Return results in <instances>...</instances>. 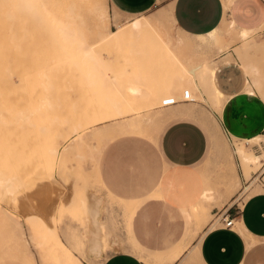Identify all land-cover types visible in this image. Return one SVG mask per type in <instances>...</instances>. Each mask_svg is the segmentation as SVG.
Segmentation results:
<instances>
[{
  "label": "rangeland",
  "instance_id": "rangeland-1",
  "mask_svg": "<svg viewBox=\"0 0 264 264\" xmlns=\"http://www.w3.org/2000/svg\"><path fill=\"white\" fill-rule=\"evenodd\" d=\"M6 2L7 0H5V3ZM162 2L163 1H161V3ZM0 3H1L0 9L3 6L2 10H0V39H1L0 42L4 40L3 43H0V46L2 47V48L0 47V54H1L0 84L2 85L5 84V88H6L5 92L8 91L7 92L8 94L5 93V95L7 99H9L10 97H12V95L10 96V94L13 92L7 86L9 85L8 81L10 80V78L16 79L17 77L16 75H20V73H21V76L23 77L31 78L34 90L38 91L37 88H40L38 70L41 67H43L45 64L47 63L49 64L50 58L52 56V44H51V40L49 38H46V33L43 30V28L41 30L40 28L36 30L31 29L33 33L31 32L30 29H24V27L25 26L27 27V24L29 25L30 23L24 20L23 12H20V11L17 12V14L19 13V15L21 13L19 18L16 16V12L13 15H10L6 11L9 5L6 6L7 4L4 3V0H0ZM161 3H158L155 7H153L150 10V13L155 14V13L161 12V10L157 8ZM3 14H5L6 16ZM13 16L16 17L15 19L18 18L17 19L18 24H19L18 26L15 25L14 23L12 24L13 21L17 22V20H14V18H12ZM132 16L134 15L126 16L125 19L123 21L120 20V22H117L111 19L109 23V27H111V29H113L114 31H117L118 29L123 28L124 26H127V24L128 26H131V24H134L135 21H139L143 19L142 16H134L133 18H130ZM6 19H9V21H7ZM20 24L22 25V27H20L19 29V26H21ZM6 26L8 27V29ZM174 26H175L174 22H172L168 18H165L162 29L164 31L166 30L167 32H170L171 35H173L178 40H188L189 38L193 39V37H191L187 33L180 31L178 28L175 29ZM4 27H6L5 31H4ZM152 28H153L152 26H149V28H146L142 31L135 33L134 36L127 37L114 44L100 45L99 42H96V49L97 50L100 49L99 50L100 52L102 49L101 57L104 62L103 64L108 66L109 73L110 75L112 74V77H113L112 81L116 82L117 90L119 92L122 91V94L120 93V95L124 96V98L127 97L126 99H129V101L135 95L133 97L135 99L131 100V102H133L136 105H142L146 107L150 104L155 103V105L157 106H164L163 102L165 100L169 99L170 97L178 98L177 96L182 95L183 89L188 88L191 95L194 96L195 99L198 100L199 102L180 101L179 103H182L180 105L177 102V106L176 105L170 106L169 108L170 111L168 109V113H170L169 115L160 114L156 118H154L155 120H152L150 122V127H148L149 130L146 135L145 134H133V135L148 137L153 143H155L154 139H155L157 132L159 131L163 123L169 118H172L174 116L181 115V114L187 115V116H198L204 122H206L209 126L212 127V128L210 127L211 128L210 130L211 138H212V148L209 151L207 150L204 160L207 162L206 163L207 165L213 164L217 168V174H216V178L218 180L217 184H221L224 181L223 176L225 177V175H223V173L225 171V168L227 171V172L225 171V173L227 175L228 171H230V168L233 167L239 178V175L237 173L235 156L239 162V165H240V168H241V171L243 173L245 180H248L252 176L253 172H256L258 168L262 165L264 161V150H261L260 152H255L252 146L248 148L244 144L245 139H237V138H234V147H232L231 143L228 141L225 134L222 132V135H221L219 126L215 118L211 115V112L205 108L206 106V107H209L210 109H213L219 112L222 108L223 103L226 100V97L222 95V93L220 92V90L214 83L215 69L213 68L216 61L219 60L218 57L223 56L225 53L221 52L219 54H215V51H214L215 49L211 48L207 50L206 53L199 54V57L203 60H204V57L206 59L208 58L205 61L206 64L204 63L200 67L199 66L197 68L195 67L194 71L190 70L191 63H192V59H191L192 56L188 52L184 51V49L181 50V48L180 49L175 48L174 46L170 45L165 39L163 33L161 34L162 36L157 33V32L161 33L162 29L154 27L155 28V31H154V28L153 29ZM15 29H17V31ZM262 29H264V27L259 28L258 30L254 31L253 32L254 34L252 33L250 36L252 38H255L259 42H263L264 36L260 37ZM10 30L12 31L11 33H10ZM24 30L26 32H24ZM3 31H4V38L2 39ZM15 31L17 33L16 36H15L16 34ZM12 33L14 34L15 37H11L8 35V34L12 35ZM35 34H38L37 36L38 41H36L35 40L36 38L33 37ZM26 35H27L26 40H29L28 38H30L29 42L33 43L34 45H29L30 43L27 44L28 43L27 41L25 43L26 45L22 43ZM8 39L11 41L13 40L16 43L12 42L11 44V41L8 42ZM159 39H161V42ZM7 45H10V47ZM5 46L8 47L7 48L8 51L6 50ZM3 49H4V53H3ZM182 51L184 52L183 54H182ZM8 53L10 55H8ZM180 53L182 54V56ZM228 53L234 55L233 47L229 48ZM30 54L31 55L38 54L37 56H33L35 58L37 57L36 60L35 58L32 57V59L35 60V61L33 60L34 62L32 61L30 62L29 58L28 59L25 58L27 59L25 60L26 63L27 61L30 62L31 65L32 64L34 65V67H32L31 65H30L31 67L30 66L28 67L27 66L28 64L26 63H22V64H25L27 68H25V66L22 64L21 65L23 67H21V65L17 66L19 65L18 64L19 60L22 62L23 57H29L31 56ZM186 55H188L189 57ZM14 57L15 59H13ZM38 57H40V60ZM176 57H180L181 59L177 58L179 59L177 60ZM1 59L3 60L4 64L2 63ZM187 60L190 62H187ZM16 61L17 63L15 64ZM36 61H38L39 63H36ZM237 61L240 63V65L242 64L241 61L239 60ZM245 61L246 62L250 61L253 65H256L259 68L260 73L264 78V45L257 52H254L250 54L249 56H247V58H245ZM23 62H24V59H23ZM7 63H10V65L12 64L11 65L12 67ZM181 63L182 64L186 63V64H183L184 66L187 65L188 63V65L190 66V67L185 66V68L182 69L184 72L183 73L184 76H182V72L178 71L177 69L180 65H182ZM241 66L247 73V69L244 68L243 64ZM19 67H21L22 70ZM16 68H17V71H16ZM18 69L20 70V73H18L19 71ZM23 69H24V72L26 69V73L24 74L23 72L24 75H22ZM66 70H67V75H65V77L67 76L66 78L68 79H64L65 77L57 79L56 82L59 85V89L55 92V94L53 93L56 96V98L57 96L60 97L61 101L58 102L55 108H50V109L48 108V109L40 110L39 115L42 116L43 113L44 114H49L53 112L55 113V111L56 113L58 112L61 114H68L70 111V113L75 112L76 114L78 113L79 116H83L86 110H90L95 106H99L98 101L96 100L99 99V97H103L104 95L97 93L95 90H93L91 86L86 85L84 82V77L83 76L81 77V72L80 73L74 72L69 65L66 66ZM29 73L30 74L32 73L33 75L32 74L31 75L33 77L28 75ZM50 74L54 78L55 74L53 73V71H50ZM173 74H174V77H179V76L181 77H179V80H177V78H173ZM6 75H7V78H6ZM205 75H207L208 78ZM247 75L249 76L248 73ZM189 76H192L193 78V85L187 86L186 80L189 78ZM131 77L133 79H131ZM136 77L138 79H136ZM134 78L136 80H134ZM142 80L144 82H142ZM203 80H204L205 86H204ZM4 81L6 82L4 83ZM64 81H68L66 83V86H65ZM135 81H137V83L142 82L141 87H139L140 89L137 88L138 85ZM207 82H208V85H206ZM80 83L82 84V86ZM200 83L201 85L203 83L202 88L200 86ZM209 84L212 85V87ZM129 85L130 86L134 85L135 87L132 86L133 88L132 87L128 88L127 86ZM119 86L120 87L122 86L120 90H119ZM206 87H209V88H206ZM210 87L212 88V90L210 89ZM61 88L62 89L66 88L67 90H64V92H61L62 90ZM131 88L133 91L131 90ZM16 89L14 88L15 91ZM19 89L21 88L19 87L17 89V92L19 91L21 92L22 89L21 90ZM209 90L211 93L208 92ZM15 91L13 95L14 94L20 95V93H16ZM22 96L25 97L24 94ZM81 96L83 99L81 98ZM89 97L91 99H89ZM138 97L140 99H138ZM15 98L19 99V97L17 96ZM66 98H68L69 100H66ZM21 100L23 99L21 98L18 101H21ZM70 105H71V108L74 107V110L73 109L71 110ZM180 106L183 107V109L180 111V113H177L176 107H180ZM193 111L196 112V115L192 114ZM1 124L2 125H0V177H7V176L13 177L14 176L15 182L18 185L20 184L23 186L25 184L24 186L26 187L33 185L35 188V192L33 194V197L32 196L31 198L29 197L30 199L28 197L26 199L25 196H23L24 194L21 193L20 195L23 194L22 198H20L21 201L19 199H17L16 201L15 200L11 201V203H9L10 205L12 204L11 207L10 205L6 204L5 201L0 200V206H1L0 209H2L1 211L2 215L0 216L2 217L0 218V264H34V263L35 264H48L49 263L46 258V249H44V247L36 246L33 242H31V238H30L31 236H29L30 235L29 225L27 224L26 219L24 218V215L20 212V210H24V214L33 213L29 210H31L34 206L38 207L40 211V215L43 216L44 219H46V221L49 223H50V218H48L50 217L49 214L53 212L52 216H54V221L52 224L53 226L56 227L64 243H66V241L67 243H69L70 238L71 240L75 238V241L82 243L81 251L78 249H73L75 254L77 253V255H79V257H81V259H83L87 264H90L89 261L91 260V258L96 259L95 256H90L91 255L90 253H87V255L84 254L85 253L84 250L85 248H87V245L85 242L86 237L84 234L85 229L83 227L84 222H83L82 214L77 213L76 217L72 215L69 218V215L71 214L70 204H75L76 208L80 206L78 202H74V201L71 202L70 200L72 194L75 192L74 191L75 188L76 187L78 188V185H77L78 183H81V184L85 183L88 185L86 187H89V188L91 187L90 189H93L94 193H99L100 195H103V197L105 198V201H104V206H103L104 208L102 212V217L103 218L107 217L110 231H112V233L115 234L117 238L121 239L122 244H125L123 239H125L127 243L129 242L125 236L123 227L125 226V228L127 229L128 235H129V223H130L131 211L134 210L137 202L126 201V200L115 197L111 192L107 190L105 185L102 184L99 178V175L102 177L101 175V171H103L102 156H103V152H104L106 144L114 140L116 137L121 136V134L128 135L130 133L128 134L121 133V132L117 133L114 131L113 132H110V131L101 132L99 130L90 131V133L87 134L88 136L85 135V136H82L83 138L80 137L79 140H77L75 144L76 147L72 148L71 151H70L71 148L68 149L67 152L65 151V155H64L63 147H65L67 143V138L65 135H63L64 131L62 130H68V128L70 127V124L68 122H64L63 124H60L59 122H54L52 120L39 118L35 122V124L26 125L25 128L27 130H23V131L19 130L21 129V128H18L19 126L17 127V130L16 129L14 130L15 126H17V124L15 123H14L15 125L13 123L11 124L12 126L14 125L13 129L10 124H7V123L4 124L2 122ZM22 128L24 129V126ZM112 133L114 136H112ZM14 134L15 135L17 134V135L15 136ZM103 138H105L106 141L107 139H109V141L105 142ZM102 141L105 142V145H104V142L101 143ZM98 143H101L102 146L99 145ZM93 144L101 148L99 155H97L96 160L95 158H93V153L91 152L92 148L90 147ZM239 148H241V151L239 150ZM53 149L55 150L52 151ZM88 150L90 151L88 152ZM90 152H91V156H89ZM252 154L261 155V162L257 163V165L255 166L244 168L243 158H242L243 155L252 156ZM94 162L96 163V166ZM220 165H221V168H220ZM222 165H224L225 167L223 168ZM166 171L167 169L165 170V172ZM220 171H222L223 173L219 174ZM201 176H202V182L204 181L202 187L211 185L209 176H204V175H201ZM263 181H264V175H263ZM212 182L213 183L211 186H215L213 185L215 184L214 181ZM74 183H77V184H74ZM255 185H258V188L260 191L264 190L262 185L258 183L257 180L255 182ZM241 186H243V183H241L240 179H239V185L236 186L234 185V181L231 178V188H230L231 193H233L235 190L239 191V188ZM249 189L250 188H248L247 191L244 190L246 192L244 199H246L247 194L251 191ZM76 194L79 195V190H77ZM153 194L154 195L162 194L160 183L157 186ZM229 195H227V197ZM23 197L26 200H24ZM80 197L81 196H77V199L79 198L80 200L81 199ZM66 203H69V205L68 204L66 205ZM222 203H219L217 205H221ZM19 204L21 205L20 206L21 208L18 206ZM209 206L210 205H208V207ZM211 206H210V209H211ZM17 207L20 209L18 210ZM210 209H209V214L206 217V219H204L202 223L200 222L201 228L206 223H208V227L215 226L218 224V222L215 220V216L213 215V213L210 212ZM119 211L121 213H119ZM4 214H7L8 218ZM46 215H48V217ZM9 216H13L12 221L9 219L10 218ZM73 220H75V222ZM78 222L82 224H79ZM33 223L35 222L33 221ZM68 233L72 234L73 237H70V234ZM65 235L69 237L68 240H66ZM86 235L88 236V233ZM103 240L104 238L102 237L101 238L102 243H101L100 249H104L103 251L107 252V250L108 251L110 250L109 249L110 245L106 244V246L104 247ZM256 241L258 240L256 239ZM67 245H70V243ZM43 252L45 256L44 254L42 255ZM84 255L86 257H84ZM260 257L262 259H260L259 263L257 264H264V254L261 255Z\"/></svg>",
  "mask_w": 264,
  "mask_h": 264
},
{
  "label": "bare ground",
  "instance_id": "bare-ground-1",
  "mask_svg": "<svg viewBox=\"0 0 264 264\" xmlns=\"http://www.w3.org/2000/svg\"><path fill=\"white\" fill-rule=\"evenodd\" d=\"M221 1H222V5H223V16H222V19H221L220 23L218 24V26H216L215 28H213L212 30H210L209 32H206L204 34H196V35L188 34L191 37H193V39L189 38L188 40H178L173 35H171L170 32H167L166 30L164 31L162 29V26L164 25V19L165 18H168L172 22H174V18L172 15V3H168L164 7H159V9L161 10V12H159V13H155V14L148 13L147 15L142 17L143 18L142 20H139L140 18L137 19L139 21H135V23L131 24V26H128V24H127V26H124L123 28H120L117 31H114L113 29H111V27H109V23H110V20L112 19V17L109 13V10H108L107 0H7V2L9 4L7 2L5 3V0H4V3L7 4L6 6L9 5V7H8L9 9L7 8V10H6L8 12V14L13 15L16 12V16L19 18L21 13L19 15V13L17 14V12L20 11V12L24 13V20L26 22L30 23L29 25L27 24V27L25 26L24 29H30V30L35 29L36 30V29L40 28V30H41L43 28V30L46 33V38H49L51 40L52 56L50 58L49 64L47 63L44 66L42 65L43 67H41L38 70L39 85H40V88H37L38 91L34 90L31 78H29V77L26 78V77L21 76L19 69H18L19 70L18 73H20V75H16L18 78L16 77V79L15 78H10V80L8 79L9 81L8 80L7 81H8L9 85H7V86H8V88L11 89V91L13 93L15 91L14 88L18 89L20 87L22 90L21 89H19V90H21L22 93L19 90H18L19 92H17V89L15 92L20 93L21 96L18 94L13 95V93H11L10 96L12 95V97L7 99L5 93H7L8 91L5 92L6 91L5 84H3V85L0 84V125H2L1 122L4 124L7 123L10 125L12 123L13 124L15 123V124H17V126H15L14 130L15 129L17 130V127L19 126L18 128L22 129V130L21 129H19V130L23 131V130H27L25 128L26 125L35 124V122L39 118L52 120L54 122H59L60 124H63L64 122H68L70 124V127L68 128V130H62V131H64L63 135H65L67 138V143H66L65 147H63L64 148L63 149L64 155H65V151L67 152L68 149H70V148H71L70 149V151H71L72 148L76 147L75 144H76L77 140H79L80 137L83 138L82 136H85V135L88 136L87 134H89L90 131H94V130H99L101 132H103V131L113 132L114 131L117 133L121 132V133H127V134L132 133V134H145L146 135L148 130H149L148 127H150V122L152 120H155L154 118H156L160 114L161 115H169L170 113H168V109L173 104H168V105H164V106H157V105H155V103H153V104H150V105L145 107L142 105H136L133 102H131V100L135 99V98H133L135 96L134 92H133L134 96L132 97V99L130 101H129V99H126L127 97L124 98V96H121L120 93L122 94V91L119 92L117 90L116 82L112 81L113 77H112V74L110 75V73H109L108 66L103 64L104 62H103V59L101 57L102 56L101 55L102 49H101V52L99 51L100 49L99 50L96 49V42H99L100 45L114 44V43H116L122 39L134 36L135 33L142 31L146 28H149V26H152L153 28L157 27L159 29H162L161 33H159V32H157V33L160 35L163 33L165 39L167 40V42L170 45L174 46L175 48H179V49L181 48V50L184 49V51L188 52L192 56V58L190 57L192 59L190 70L194 71L195 67L196 68L198 66L200 67L205 63V61L208 58L206 59L204 57V60H203L199 57V54L206 53L207 50H209L211 48L215 49L214 50L215 54H219L221 52L225 53L223 56L218 57L219 60L216 61V63L213 66V68L215 70L217 69L219 63H221V62H228V61H232V60H236V59L241 61V63L243 64L244 68L247 69V73L250 76V82L247 85L245 84L246 85L245 88L243 87L244 91L253 92V90H257L258 94H260L259 97H262V99L264 100V78L261 75L260 70L256 65H253L250 61H248V62L245 61V58H247V56H249L250 54H252L254 52H257L264 45V41L259 42L255 38H252L250 36L254 31L258 30L259 28L264 27V22L259 28H256V29L240 28L227 15L230 4L233 0H221ZM2 7L0 10H2ZM5 12H3V13H5ZM3 15H5V14H3ZM12 18H14V20L18 19V18L15 19L16 18L15 16H13ZM6 20L9 21V19H6ZM13 23L17 26L19 25L18 20H17V22L13 21L12 24ZM6 24H8V23H6ZM25 25H26V23H25ZM6 27H4V31H5ZM20 27H22V25L19 26V29H20ZM155 28H154V31H155ZM7 29H8V27H7ZM15 30L17 31V29H15ZM4 31L2 34L3 35L2 39L4 38ZM16 31H15V33H16ZM18 31H20V30H18ZM11 32L12 31L10 30V33ZM24 32H26V31L24 30ZM31 32H32V30H31ZM8 35L11 37H15L17 35V33L15 34V36L13 33H12V35H10V34H8ZM37 36H38V34H35L33 36L36 38L35 39L36 41H38ZM26 37H27V35L24 37V40H23L25 42L22 41V43H24V45H26L25 43L27 41L28 42L27 44L30 43L29 45H34L33 43L29 42L30 38H28L29 40H26ZM159 40L161 42V39H159ZM3 41L0 43H3ZM9 41H11V40L8 39V42ZM12 42L16 43L12 40L11 44H12ZM129 42H131V41H129ZM4 44H5V42H4ZM7 44H9V43H7ZM10 45H7V46L10 47ZM100 45H99V47H100ZM2 46H4V45H2ZM230 47H233L234 55L228 53V50ZM5 48L7 50L8 47L5 46ZM4 49H3V53H4ZM181 50H180V52H181ZM183 53L184 52L182 51V54ZM213 53H211V54H213ZM182 54H181V56H182ZM8 55H10V54L8 53ZM37 55H31L29 57H23L24 62H23V59H22V62L19 60V63H18L19 65H17V66H20L22 63H26L25 60H27L28 58L30 59L29 60L30 62L31 61L34 62L37 59V57L35 58L33 56H37ZM186 56H188V55H186ZM32 57L35 58V60L32 59ZM0 58H1V54H0ZM25 58H27V59H25ZM38 58L40 60V57H38ZM177 58H180V57H176V59ZM13 59H15V57ZM19 59H20V57H19ZM17 60H18V58H17ZM177 60H179V59H177ZM188 60H187V62H190ZM30 62L27 61V63H26V64H28L27 65L28 67L31 65ZM0 63H1V61H0ZM2 63H3V60H2ZM16 63H17V61L15 62V64ZM36 63H39V62L36 61ZM7 64L10 65V63H7ZM183 64H186V63H183ZM183 64L177 68L178 71L182 72V76H184V74H183L184 72L182 69L185 68V66H189L188 63L185 66ZM22 65H24L25 68H27L25 64H22ZM22 65H21V67H23ZM67 65H69L74 72H77V73L81 72V77L82 76L84 77V82L86 85L91 86L93 88V90H95L97 93L104 95L103 97H99V99L96 100V101H98L99 106H95L90 110H86L84 112L83 116H79L78 113L76 114L75 112L70 113V111H69L70 114L69 113L68 114H61L58 112L56 113V111H55V113L54 112L49 113V114L43 113L42 116L39 115L40 110L48 109V108L49 109L55 108L56 105L58 104V102L61 101L60 97L57 96V98H56V96L54 95L55 92L59 89V85L57 84L56 80L63 78V77H65V75H67V70H66ZM31 66L34 67L33 64ZM207 66H209V65H207ZM21 67H19V68H21ZM21 70H22V68H21ZM204 70H205V68H204ZM16 71H17V68H16ZM50 71H53V73L55 74V75L53 74L54 78H53V76H51ZM23 72H24V69L22 71V75H24L26 73V69H25L24 74H23ZM28 72H30V71H28ZM31 72H32V70H31ZM6 74H7V72H6ZM31 74L29 73L28 75L32 76L33 74L32 75ZM199 74H200V72H199ZM197 75H198V73H197ZM133 76H134V74H133ZM205 76H207V75H205ZM66 77L64 79H68ZM132 77H131V79H133ZM179 77H181V76H179ZM179 77H174V74H173V78H177V80H179ZM6 78H7V75H6ZM207 78H208V76H207ZM136 79H138V78L136 77ZM136 79L134 78V80H136ZM5 82L6 81H4V83ZM64 82H65V86H66V83L68 81H64ZM135 82L137 83V81H135ZM142 82H144V81L142 80ZM142 82L137 83V85H138L137 88L141 87ZM175 82H176V80H175ZM177 82H179V81H177ZM124 83H126V82H124ZM203 83H204V80H203ZM203 83H202V85H203ZM186 85L187 86L193 85L192 76H189V78L186 80ZM202 85L200 83L201 88H202ZM206 85H208V82ZM81 86H82V84H81ZM132 86L135 87L134 85H132ZM132 86L129 85L127 87L129 88ZM204 86H205V83H204ZM210 86L212 87V85H210ZM121 87L119 86V90L121 89ZM211 87H210V89L212 90ZM132 88H131V90H132ZM206 88H209V87H206ZM64 90H67V89L66 88L62 89L61 92H64ZM137 90H136V92H137ZM24 91H25V93H24ZM208 92H210V90ZM143 93H141V94H143ZM23 94L25 95V97L22 96ZM87 95H88V93H87ZM16 96L19 97V99L22 98L23 100L18 101L19 99H16L15 98ZM181 96H177V97L180 98ZM81 98H82V96H81ZM89 99H91V98L89 97ZM138 99H140V98L138 97ZM66 100H69V99L66 98ZM154 102H155V100H154ZM180 104H182V103H179V105ZM70 108H71V105H70ZM72 109L74 110V107H72L71 110ZM138 109H140V110H138ZM182 109H183V107H181V106L176 107L177 113H180V111ZM169 111H170V109H169ZM188 112H189V110H188ZM192 114L196 115V112L193 111ZM13 126H12V129H13ZM23 126H24V129L22 128ZM108 134H109V132H108ZM20 135H21V133H20ZM112 136H114L113 133H112ZM260 137H261V135H257V136H254L252 138H249L248 139V141H249L248 145L245 144V141H246V139H245L244 144L248 148H250L251 143L257 141ZM103 140H105V142L109 141V139H107V141H106L105 138H103ZM110 140H111V138H110ZM103 142L104 141H102L101 143H103ZM105 142H104V145H105ZM101 143H98V144L101 145ZM80 147H81V145H80ZM90 147L92 148V150L89 147L88 148L91 150V152L93 153V158H95V160H96L97 155H99L101 148L99 146H98L99 147L98 148L94 144ZM232 147H234V146H232ZM235 149H234V151H235ZM54 150L55 149H53L52 151H54ZM90 150H88V152ZM239 150L241 151V148H239ZM91 152L89 153L90 154L89 156H91ZM242 158H243V167L244 168H249V167L255 166V165H257V163L261 162V155H254V154H252V156L251 155H243ZM221 164H222V162H221ZM262 165H264V163H262ZM95 166H96V163H95ZM222 167L224 168L225 166L222 165ZM220 168H221V165H220ZM222 171H220L219 174L223 173ZM225 171H226V168H225ZM225 171H224V173H225ZM259 172H261V175H263L264 166H260L256 172H253L252 176L243 183V186H241L239 188V191L237 192L234 199L240 200V204H241V200H244V197L246 194V192L244 190L247 191L248 188H250L249 190H251L247 194L246 199L248 198V196L253 195L254 192L260 191L258 188V185H255L256 180L261 185H263V183H264V181L263 182L259 181V179L263 180V176H262V178L258 177ZM224 173H223V175H225V177L222 175L224 178V181L222 182L223 183L222 185H224V191L223 192H220L217 189L218 187L216 188L215 186H211V185L206 186V187H201L197 196L193 200H191L187 205L181 206L182 210H184L187 213V219H188V225H189V231H188L187 237H186L185 241L183 242V244L180 247H178L177 249H175L174 251H172L171 253H169L167 255L165 254V256L164 255L148 254L147 257H141L142 260L146 264H162V263L165 264L167 262L170 263L171 260H173L174 258L176 259V257L182 251L183 247H185L187 245V243L189 244V242L200 232L199 231L201 228L200 222L202 223L204 221V219H206V217L208 216L210 206L212 204L222 203L223 200H225V198L227 197V195H229L231 193V191H230L231 178L234 181V185H236V186L239 185V178H238L233 167H231L230 171H228V173L230 175L227 173V175H229V176H227L226 173L225 174ZM203 183H204V181H203ZM74 184H77V183H74ZM84 184L85 183H82V184L78 183L77 184L78 188L77 187L75 188V190H74L75 192L72 194V196L70 198L71 202L72 201L78 202L80 204V206H78V208H76L75 204H70L71 214L69 215V218L72 215L76 217L77 213L82 214L83 222H84L83 227L85 229L84 234L86 237L85 242L87 245V248H85V250H84L85 251L84 254L87 255V253H90L91 255L90 254H88V255L95 256L96 258H98L100 256V252H101V249H100V246L102 243L101 238L102 237L104 238L105 235L110 236L109 233L104 232V224L102 222H100V214H101V209L103 207V199H105V198L103 197V195H100L99 193H94L93 189H90L91 187L90 188L86 187L88 185L87 184L84 185ZM24 185L23 186L20 184L18 185L15 182L14 176L13 177L12 176L0 177V200H3L6 202V204L10 205L9 203H11V201H14V200L16 201L17 199H19L21 201L20 198H22L23 194H24L23 196H25L26 199H27V197L28 198L29 197L31 198V196L33 197V194L35 192L34 186L30 185L29 187H26ZM77 190H79V195L76 194ZM21 193H23V194L20 195ZM77 196H81L80 197L81 199L80 200H79V198L77 199ZM25 198H24V200H26ZM24 200H23V202H24ZM23 202H22V204H23ZM67 204L69 205V203H66V205ZM11 205H10V207H11ZM208 205H210V206L208 207ZM18 206L20 207L21 205L19 204ZM15 207H16V205H15ZM20 208H18V210ZM1 211H2V209H0V216L2 215ZM29 211H31L33 213H29V214L25 213L24 214V210H20V212L24 215V218L26 219L27 224L29 225V229H30V235L29 236H31L30 237L31 242H33L36 246L44 247V249H46V258L49 262L48 264H85L75 254V252L73 250V249H78L81 251V244L82 243L75 241V238H73L72 240H71V238L69 239L70 245H67V244H69V243H67V241H66L67 244L64 243V241L62 240L61 236L59 235L56 227L53 226V224H52L54 221V216H52L53 212L49 214L50 217H48V215H46L48 218H50V223H49L46 221V219H44L43 216L40 215V211H39L37 206H34ZM48 213H49V211H48ZM4 215L7 216V214H4ZM78 216H80V215H78ZM9 217H10L9 219L12 221L13 216H9ZM0 218H2V217H0ZM7 218H8V216H7ZM215 220L219 223V216H216ZM33 221L35 223H33ZM73 221L75 222V220H73ZM78 223L82 224L80 222H78ZM195 224H196V226H195ZM107 225H109L108 220H107ZM211 227H213V226H211ZM15 230H16V228H15ZM238 230L240 233L243 234V236L248 238V239L245 238V240H246L247 244H250L252 239H251L250 235H248L249 237H247L248 233L245 231V229L242 227H239ZM87 233H88V236L86 235ZM68 234H70V233H68ZM75 236H76V234H75ZM70 237H73L72 234H70ZM68 238L69 237L66 236V240H68ZM25 242H24V244H25ZM43 254H44V252L42 253V255ZM44 256H45V254H44ZM84 257H86V256L84 255ZM89 262L91 263L92 261H89ZM181 262H182V260H181ZM183 264H188V261L185 260V262Z\"/></svg>",
  "mask_w": 264,
  "mask_h": 264
},
{
  "label": "crops",
  "instance_id": "crops-1",
  "mask_svg": "<svg viewBox=\"0 0 264 264\" xmlns=\"http://www.w3.org/2000/svg\"><path fill=\"white\" fill-rule=\"evenodd\" d=\"M158 3L161 4L157 8L172 3L175 29L190 35L209 32L223 16L221 0H107L109 13L117 22L131 15L143 17ZM227 15L240 28H259L264 22V0H233ZM249 82V76L237 60L221 62L215 70L214 83L226 100L219 112L205 108L215 118L221 135L228 131L233 139H245L263 130L264 100L255 90L244 91ZM210 127L198 116L177 115L163 123L155 143L148 137L128 134L106 144L102 177L99 175L102 184L115 197L137 204L131 211L129 235L122 226L129 241L121 237L125 244L110 231L107 217H102V207L100 222L104 224V232L110 234L104 236L103 244L104 247L109 244L110 250L101 249V257L91 258L92 264H146L140 257L165 256L183 244L189 225L181 206L197 196L203 185L201 175L209 176L210 184L214 181L213 185L224 191L223 183L217 184V168L204 160L207 150L212 148ZM235 162L239 179L244 183L236 156ZM159 183L162 194L154 195ZM237 191L221 205L212 204L210 209L215 217L220 214L233 217V223L224 226L220 217L219 223L211 228L208 223L204 224L176 259L165 264H179L181 260L180 264L185 260L188 264L259 263L264 254V190L254 192L241 200V204L234 199ZM239 227L245 229L247 237L250 235L252 244H247Z\"/></svg>",
  "mask_w": 264,
  "mask_h": 264
},
{
  "label": "built area",
  "instance_id": "built-area-1",
  "mask_svg": "<svg viewBox=\"0 0 264 264\" xmlns=\"http://www.w3.org/2000/svg\"><path fill=\"white\" fill-rule=\"evenodd\" d=\"M181 100H183V101H195L196 99H195L194 96L191 95V93H190L188 88H184L183 92H182V96L180 98L170 97L169 99L165 100L163 102V104L164 105L173 104V103H176V102L181 101ZM257 134L261 135V137L257 141L251 143V146L253 147V150L255 152H260L261 150H264V127H263V130L260 133H257ZM225 135H226L228 141L231 143V145L234 146L233 135L230 134L228 131H225ZM252 137H254V135H252L251 137H245V139H246L245 144L246 145L249 144L248 139L252 138ZM240 138H242V137H240ZM263 163H264V161H263ZM261 166H263V165H261ZM260 174H261V172L258 173V177L262 178V176ZM259 181L263 182L262 179H259ZM221 215H219V219H220ZM221 221H222L224 226H230L231 223H233V217L228 218L227 214L224 215V216L222 215L221 216Z\"/></svg>",
  "mask_w": 264,
  "mask_h": 264
}]
</instances>
